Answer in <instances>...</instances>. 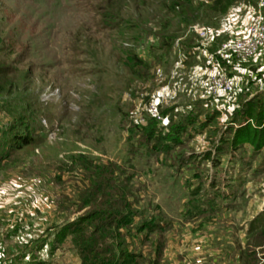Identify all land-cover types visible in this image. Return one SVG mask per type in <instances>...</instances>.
Listing matches in <instances>:
<instances>
[{"label": "rangeland", "instance_id": "1", "mask_svg": "<svg viewBox=\"0 0 264 264\" xmlns=\"http://www.w3.org/2000/svg\"><path fill=\"white\" fill-rule=\"evenodd\" d=\"M192 1L0 0V264H82L74 246L79 234L60 238L88 209L76 204L86 183L76 155L135 173L134 225L157 223L148 237L132 230L126 238L128 249L143 254L142 264H152L149 257L158 264H242L241 252L253 259L249 264H264V234H250L264 224V122L242 113L230 131L239 101L264 102V49L246 60L221 58L238 80L223 95L209 89L210 57L253 15L264 14V0L237 2L246 24L221 39L217 26L233 11ZM200 27L213 36H201ZM240 87L247 92L237 96ZM156 99L161 119L150 110ZM150 116L165 134L184 123L186 148L174 149L181 160L166 165V152L134 136V124ZM248 122L262 137L233 138ZM26 125L33 144L13 150L12 134Z\"/></svg>", "mask_w": 264, "mask_h": 264}, {"label": "trees", "instance_id": "2", "mask_svg": "<svg viewBox=\"0 0 264 264\" xmlns=\"http://www.w3.org/2000/svg\"><path fill=\"white\" fill-rule=\"evenodd\" d=\"M184 1L189 6L195 5L192 0ZM211 1V4L208 5L211 11L226 13L231 6L235 3L237 4L240 0ZM167 45L169 46V44ZM130 59L137 65L143 64L141 57L138 59L132 56L131 58L129 57V61ZM9 85L11 86L12 84L10 83ZM3 90L4 87L0 84V91ZM244 90L246 88H237V96L245 94L247 91ZM251 102L252 100L239 101L238 107L233 109L231 120L235 119L232 121L231 132L236 124L239 125L242 122V113H244L243 116L245 118L251 119V121L255 117L257 124L264 122V102H261L258 106L253 105ZM171 112V110H162L160 108V113L166 119L173 120L175 118V113L171 114ZM215 112L218 113L217 111ZM210 118L207 120L209 121ZM25 128L26 131L24 133L12 134L11 139L15 140L13 142H18L11 145L13 150L21 148L22 145L29 146L33 144L34 137L31 135L29 125H26ZM133 128L136 131L134 136H137L139 140L153 142L151 147H148L150 150L166 152L167 157L163 159L166 165L170 164L167 161L171 162L172 157L175 160H181L183 153L174 149L176 146L183 144L184 150L186 148V142L189 137L182 139V135L186 132L184 123H172L169 128L170 131L165 134L163 128L158 127L157 118L150 116L146 124L136 123ZM246 134H249L248 138ZM260 135L261 132L251 122H248L247 125L240 126V129H235L233 138H238V141L242 139L243 141L255 142L259 140L258 137ZM12 148L8 149L10 152L7 150L8 153L6 155H10ZM204 157L208 160L212 155L207 151ZM2 158L3 156L0 157V163ZM198 158H201V155H198ZM72 160L82 168L86 181L82 192L78 194L76 204H79L78 207L80 209H88L87 213L80 218L83 221H74V225L67 227V230L63 232L60 238L63 239V237L71 234H79L80 237L75 240L74 246L80 254L82 264H142L140 260L143 254L139 251L128 249L126 238L133 236L132 230H136L137 233L144 231V236L148 237L156 231L157 223L152 218L143 222L140 221L137 227L134 225L138 211L131 205L129 198L134 196L133 179L135 173H128V170L120 163L101 161L87 155H76L72 157ZM260 226H264V224L253 227L250 234L252 232L264 234L262 230V232L257 231ZM259 240H262V238H259ZM239 255L242 264H249L250 260H253L249 258L246 252H241ZM149 260L152 264H158L157 259L152 260L149 257Z\"/></svg>", "mask_w": 264, "mask_h": 264}, {"label": "built area", "instance_id": "3", "mask_svg": "<svg viewBox=\"0 0 264 264\" xmlns=\"http://www.w3.org/2000/svg\"><path fill=\"white\" fill-rule=\"evenodd\" d=\"M197 30L201 36H213L211 29L200 27ZM262 49H264V14L259 11L253 15L251 21L237 38L223 43L216 52V56L210 57L209 64L212 68L209 89L211 93L215 96L223 95L232 91L236 84V76L226 73L221 58L239 57L246 60L258 56ZM158 103L159 99H156L152 103L150 110L161 119L157 109Z\"/></svg>", "mask_w": 264, "mask_h": 264}, {"label": "crops", "instance_id": "4", "mask_svg": "<svg viewBox=\"0 0 264 264\" xmlns=\"http://www.w3.org/2000/svg\"><path fill=\"white\" fill-rule=\"evenodd\" d=\"M236 3L230 7V9L228 11H233V15L232 17L228 16L227 18L230 17V19H228L229 21L226 22V19H224V17L221 19L220 23L218 24V28L216 29V34H217V38H225V37H231V36H237L239 34V31L240 29L242 28V26H244L246 24V20H247V17H246V20L245 21H242L241 22V18H240V15H238L237 11L240 10V5L239 6H236ZM235 8V10H233ZM231 13V14H232ZM225 21V22H224ZM249 22V20L247 21V23ZM264 54V50L262 51ZM261 54V55H262ZM259 59V58H257ZM226 60V59H225ZM226 62H230V61H226ZM230 64V63H228ZM260 65L262 66V68H260L259 72L260 71H264V62L263 63H260ZM197 68L199 70H203V67L202 65L200 66L199 64H197V66H195V69L197 70ZM239 68H235V72L237 74H240V69L238 70ZM234 76H236V79L238 78L237 75L235 74ZM238 80V79H237ZM214 253V252H213Z\"/></svg>", "mask_w": 264, "mask_h": 264}]
</instances>
